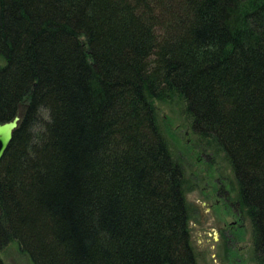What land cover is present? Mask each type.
Listing matches in <instances>:
<instances>
[{
	"label": "trees",
	"instance_id": "obj_1",
	"mask_svg": "<svg viewBox=\"0 0 264 264\" xmlns=\"http://www.w3.org/2000/svg\"><path fill=\"white\" fill-rule=\"evenodd\" d=\"M230 161L264 264V0H0V264H198L152 100Z\"/></svg>",
	"mask_w": 264,
	"mask_h": 264
},
{
	"label": "rangeland",
	"instance_id": "obj_2",
	"mask_svg": "<svg viewBox=\"0 0 264 264\" xmlns=\"http://www.w3.org/2000/svg\"><path fill=\"white\" fill-rule=\"evenodd\" d=\"M155 105L160 129L185 172L190 231L198 264H257L252 223L240 205L238 183L230 161L212 142L194 133L180 98L157 100ZM222 188L235 204L227 216L224 211L228 203L217 204V193ZM212 205L209 213L208 206ZM235 218L240 221L233 225ZM1 257L6 264H33L17 241L10 243Z\"/></svg>",
	"mask_w": 264,
	"mask_h": 264
},
{
	"label": "water",
	"instance_id": "obj_3",
	"mask_svg": "<svg viewBox=\"0 0 264 264\" xmlns=\"http://www.w3.org/2000/svg\"><path fill=\"white\" fill-rule=\"evenodd\" d=\"M17 121L18 119H16L10 124L4 125V126L0 125V162L2 161V158L6 150L10 146L14 131L17 128V124H18Z\"/></svg>",
	"mask_w": 264,
	"mask_h": 264
},
{
	"label": "flooded vegetation",
	"instance_id": "obj_4",
	"mask_svg": "<svg viewBox=\"0 0 264 264\" xmlns=\"http://www.w3.org/2000/svg\"><path fill=\"white\" fill-rule=\"evenodd\" d=\"M219 187H222V185H220ZM217 204H219V203H228V204H225V206L228 208L226 211H224L225 213H226V216L227 215H230V210H231V208H232V206H234L235 204H234V202H230V200H229V196H228V193L222 188V189H219V192L217 193ZM205 205H208V204H205ZM213 206L214 205H212V206H208V212L209 213H211V210H212V208H213ZM235 216L237 217H241V215L239 216V215H237L236 213H235ZM235 221L236 222H234V224L233 225H235L236 223H238L239 224V219H237V218H235ZM217 232L219 233V229L217 230ZM222 232V229H220V233ZM219 235V234H218ZM232 238H234L233 237V234H232Z\"/></svg>",
	"mask_w": 264,
	"mask_h": 264
},
{
	"label": "bare ground",
	"instance_id": "obj_5",
	"mask_svg": "<svg viewBox=\"0 0 264 264\" xmlns=\"http://www.w3.org/2000/svg\"><path fill=\"white\" fill-rule=\"evenodd\" d=\"M155 101H157V100H152V104L156 107V105H155ZM26 107H27V104L26 103H23V104H20L19 106H18V109H17V111H16V114H15V116H14V118L12 119V120H10V121H7V122H4V123H0V125L1 126H4V125H7V124H10V123H12L13 121H15L16 119H18V121H17V128H16V130L14 131V134H15V132L17 131V129L19 128V126H20V124H21V121H22V118H23V115H24V111H25V109H26ZM193 119H191V123H192V125H193ZM158 124H159V121H158ZM159 128H160V125H159ZM14 134H13V137H14ZM12 140H13V138H12ZM11 143H12V141H11ZM10 143V144H11ZM9 149V148H8ZM8 149L6 150V152H5V154L7 153V151H8ZM5 154H4V156H5ZM4 156H3V158H4ZM2 158V159H3ZM1 163V162H0ZM9 245V244H8ZM7 245V246H8ZM6 246V247H7ZM6 247L2 250V253L4 252V250L6 249ZM21 248V247H20ZM2 253H1V255H2ZM26 254V253H25ZM28 255V254H27ZM29 256V255H28ZM30 257V256H29ZM4 261V260H3Z\"/></svg>",
	"mask_w": 264,
	"mask_h": 264
}]
</instances>
